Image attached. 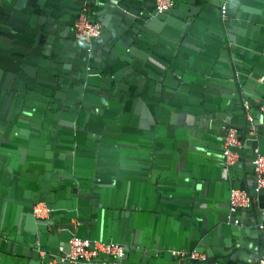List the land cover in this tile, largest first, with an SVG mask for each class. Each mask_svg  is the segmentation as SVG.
<instances>
[{
  "label": "crops",
  "instance_id": "obj_1",
  "mask_svg": "<svg viewBox=\"0 0 264 264\" xmlns=\"http://www.w3.org/2000/svg\"><path fill=\"white\" fill-rule=\"evenodd\" d=\"M176 1L147 21L153 0L90 2L104 24L88 45L73 30L87 0H0V264H41L71 233L124 243L125 264L264 255V191L227 222L253 141L228 172L222 152L243 102L264 152V0H229L225 23L221 0ZM39 198L54 208L41 225Z\"/></svg>",
  "mask_w": 264,
  "mask_h": 264
},
{
  "label": "built area",
  "instance_id": "obj_2",
  "mask_svg": "<svg viewBox=\"0 0 264 264\" xmlns=\"http://www.w3.org/2000/svg\"><path fill=\"white\" fill-rule=\"evenodd\" d=\"M174 0H156L155 8L157 12H164L165 10L173 7ZM82 8L77 17L74 20V31L75 35L79 38H85L90 40L91 38L98 37L102 31V24L99 21L92 20L85 10ZM226 2L224 1L221 5V13L225 16ZM259 82L264 83V75L258 78ZM259 110L264 114V100L259 103ZM245 108L249 109L247 103ZM249 121V127L247 133L250 139H255L258 133L256 123L253 120L252 114L249 112L246 116ZM243 141L239 138L238 130L236 127H230L227 131L224 140L223 154L225 156L226 165H233L239 159V153L234 147H240ZM255 157L252 160V167L254 173L253 188L248 190L246 188H232L229 196V211L236 212L242 208L249 207L252 205L257 197L264 191V154L259 151L257 147L252 148ZM50 207L46 202L40 201L34 204L33 214L36 218H46L50 215ZM231 217V215L229 216ZM240 221L239 217L236 216L233 220L235 224ZM262 227V226H261ZM70 248L69 251L65 252L64 255L58 259H52L45 262V264H65V261L70 263L83 262L85 264L93 262V260L100 254L106 253L115 257H122L125 252V246L121 243L116 242H105L101 239H90L88 237L73 236L69 240ZM172 254L178 255L181 258L197 259L199 261H206L207 256L204 252L197 250H172ZM112 264H121L120 260H115ZM206 264H216L214 262ZM248 264H264V258L253 260Z\"/></svg>",
  "mask_w": 264,
  "mask_h": 264
},
{
  "label": "water",
  "instance_id": "obj_3",
  "mask_svg": "<svg viewBox=\"0 0 264 264\" xmlns=\"http://www.w3.org/2000/svg\"><path fill=\"white\" fill-rule=\"evenodd\" d=\"M155 1L156 0H153V2H154V10H153V13H151L150 15H146V16H144V17H142L141 19L143 20V21H147V20H149V19H151L152 17H154L155 15L156 16H159V15H166V14H168L169 12H171L172 11V9L176 6V3H177V1L176 0H174V5H173V7H171V8H169V9H167V10H165L164 12H157V10H156V8H155ZM226 2V12H225V16H223L222 15V13H221V5H222V3L223 2ZM90 2H95V3H97V5H100L101 3H103V2H105V0H87V3H86V11H87V13L88 14H90L89 16H90V18L92 19V20H95V21H99L101 24H102V26H103V24H104V21H102L99 17H97L96 15H92V13H93V11H92V8H90V6H89V3ZM100 3V4H99ZM0 10H1V8H0ZM126 12V14H130L128 11H125ZM77 14V13H76ZM219 15H220V19H221V21L222 22H226L227 20H229L230 19V3H229V0H221L220 2H219ZM77 17V15L74 17V20H75V18ZM73 24H74V21H73ZM73 30H74V27H73ZM74 35H75V31H74ZM75 37L77 38V39H79V40H83V41H86V43L89 45V44H91V42H93V40L94 39H96V38H98V37H93V38H91L89 41L87 40V39H85V38H79V37H77L76 35H75ZM87 48H90V50H92V46H87ZM264 56V55H263ZM262 75H264V73H262L261 75H259L258 77H257V83H259V84H261V85H263L264 86V83H261V82H259V80H258V78L260 77V76H262ZM262 100H264V98H262V99H260V101L257 103V107L256 108H258V110H259V103L262 101ZM248 104V106H250L249 105V103H247ZM260 111V110H259ZM251 113V110H250V108L249 109H246L245 108V102H243V115H244V118H245V126H246V129H245V127H240V128H237V130H238V134H239V138L246 144V142H248L249 140H251V141H253V144H252V148H254V147H257V145L255 144L256 143V141L259 139V129H258V123H257V120L254 118V116H253V120H254V122L256 123V126H257V129H258V133H257V135H256V138L255 139H250L249 138V135H248V133H247V130H248V127H249V121H247V118H246V116H247V114L248 113ZM261 113V112H260ZM249 139V140H248ZM224 140H225V138H224ZM224 140H223V144H224ZM258 149H259V151L261 152V153H263L264 154V152L259 148V147H257ZM234 149L239 153V157H240V147H234ZM223 150H224V147L222 148V152H223ZM255 157V154L253 153V151H252V159H251V164H252V160H253V158ZM225 156H224V154H223V165H224V169L228 172V171H230V169H231V167H232V165H226V163H225ZM236 163V162H235ZM234 165V164H233ZM253 166V165H252ZM232 188H246V187H243V186H233ZM231 188V189H232ZM253 188V186L251 187V189ZM231 189H230V191H231ZM251 189H249V190H251ZM229 196H230V192H229ZM40 201H44V202H46L47 203V205L50 207V209H51V211H50V215L48 216V217H46V218H36L35 216H34V214H33V206H34V204H36L37 202H40ZM228 205H229V198H228ZM229 207V206H228ZM32 215H33V218H34V221H35V224H37V225H41V224H43V223H45V221L47 220V219H49L50 217H51V215H52V213H53V211H54V208H53V206H52V204L51 203H49V201H48V199H45V198H39V199H37L34 203H33V205H32ZM236 213H237V211L236 212H230L229 211V214H228V216H227V222H232V223H234L233 222V220H234V218L236 217ZM231 215V217H229ZM241 223V221H239V223H238V225ZM73 236H79V237H88V236H85V235H81V234H78V233H71L70 235H69V237H68V239H67V242H66V244L65 245H63V244H61V245H58V247H57V250L56 251H53V252H50V251H48V250H46V249H43V250H40V251H42L43 253H42V255L40 256L41 257V264H45V262L46 261H48V260H52V259H58V260H60V257L62 256V255H64L65 254V252H67V251H69V248H70V244H69V240L73 237ZM88 238H90V239H92V240H94V239H99V238H94V237H88ZM102 241H105V242H116V243H121V244H123L124 245V243H122V242H120V241H114V240H104V239H101ZM125 246V245H124ZM176 250H180V249H176ZM184 250H188V249H184ZM192 250H196V249H192ZM188 251H191V250H188ZM198 251V250H197ZM174 255V254H173ZM174 256H176V257H179L178 255H174ZM207 256V260L206 261H199V260H197V259H190V258H183V259H186V261L188 262V264H206V263H210V262H213L212 260H210L209 258H208V255H206ZM100 258H107V259H109L111 262H113V261H115V260H120L121 261V264H125V262L127 261V248H126V246H125V252H124V254H123V256L122 257H115V256H112V255H108V254H106V253H100L95 259H100ZM261 258H264V255H257L253 260H258V259H261ZM252 260V261H253ZM95 261V260H94ZM65 264H85V263H83V262H79V263H70V262H68V261H65L64 262ZM93 262H91V263H88V264H92ZM246 264H248V263H246Z\"/></svg>",
  "mask_w": 264,
  "mask_h": 264
},
{
  "label": "flooded vegetation",
  "instance_id": "obj_4",
  "mask_svg": "<svg viewBox=\"0 0 264 264\" xmlns=\"http://www.w3.org/2000/svg\"><path fill=\"white\" fill-rule=\"evenodd\" d=\"M87 51H91L90 48H87Z\"/></svg>",
  "mask_w": 264,
  "mask_h": 264
}]
</instances>
